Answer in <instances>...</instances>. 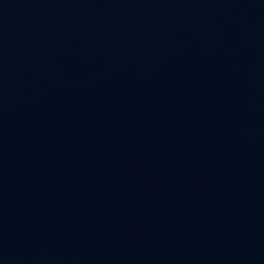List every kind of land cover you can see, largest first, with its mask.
Segmentation results:
<instances>
[{"label":"water","instance_id":"1","mask_svg":"<svg viewBox=\"0 0 264 264\" xmlns=\"http://www.w3.org/2000/svg\"><path fill=\"white\" fill-rule=\"evenodd\" d=\"M0 264H264V0H0Z\"/></svg>","mask_w":264,"mask_h":264}]
</instances>
